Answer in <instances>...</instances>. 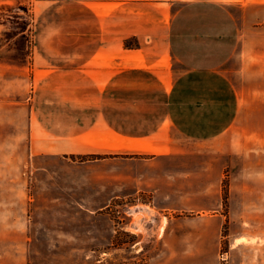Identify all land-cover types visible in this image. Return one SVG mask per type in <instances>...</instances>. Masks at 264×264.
Masks as SVG:
<instances>
[{"label": "crops", "instance_id": "crops-1", "mask_svg": "<svg viewBox=\"0 0 264 264\" xmlns=\"http://www.w3.org/2000/svg\"><path fill=\"white\" fill-rule=\"evenodd\" d=\"M8 2L39 8L32 162L87 156L82 171L101 166L118 174L0 175V182L24 183L7 194L25 204L0 205V264H69L37 248L108 246L122 183L150 185L164 215V206L179 207L176 197V205H164V158L241 150V142L210 144L229 135L241 110L226 64L252 39L263 42L257 61L264 62V0H0ZM122 163L148 173L122 175ZM212 202L188 223L166 215L164 264H264V202L225 210L218 190Z\"/></svg>", "mask_w": 264, "mask_h": 264}, {"label": "rangeland", "instance_id": "rangeland-1", "mask_svg": "<svg viewBox=\"0 0 264 264\" xmlns=\"http://www.w3.org/2000/svg\"><path fill=\"white\" fill-rule=\"evenodd\" d=\"M39 8L32 2L0 4V175H80L118 174L117 169L93 166L82 171L79 157L68 160L62 156L39 157L32 162L29 153L30 104L35 87L36 63L41 62L35 52V20ZM247 40H242L241 43ZM250 47L240 44L236 54L225 66L234 80L241 97V110L234 129L210 146H232L242 143L241 150L227 152H193L164 158V215L155 207L150 185L122 183L120 193L111 204L112 217L118 229L108 246H73L37 248L42 256L70 260L69 264H164L167 247L162 241V228L168 214L172 220L181 217L188 223L196 212L212 205L216 190L222 207L259 206L264 198V62L257 55V46L263 42L248 40ZM186 145L200 148L199 143ZM136 167V168H135ZM122 175L148 173L143 166L123 164ZM42 186L47 183H40ZM26 185V184H25ZM101 183L100 186H104ZM109 185H112L110 183ZM21 181L0 182L1 206L24 207L18 191ZM141 186V188L139 187ZM20 191V190H19ZM231 192L235 195L231 197ZM242 193H246L244 198ZM8 202V203H5ZM39 218H84L78 216H38ZM225 227L221 252L226 250ZM46 249H48L46 251ZM171 250L177 248H168ZM182 249V248H181ZM176 253V252H175ZM52 256V257H53ZM223 264L225 260H221ZM57 264L59 263L56 261ZM52 259L50 264H54ZM44 264V263H41Z\"/></svg>", "mask_w": 264, "mask_h": 264}, {"label": "trees", "instance_id": "trees-1", "mask_svg": "<svg viewBox=\"0 0 264 264\" xmlns=\"http://www.w3.org/2000/svg\"><path fill=\"white\" fill-rule=\"evenodd\" d=\"M126 45L129 46V47H132V46H131L132 43H131L130 41H127V42H126ZM78 157L80 158V160H86V159H88L87 156H78Z\"/></svg>", "mask_w": 264, "mask_h": 264}]
</instances>
